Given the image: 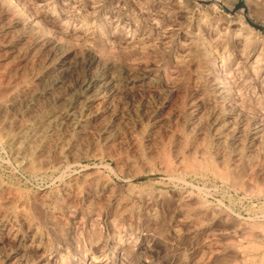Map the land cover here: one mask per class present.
Returning a JSON list of instances; mask_svg holds the SVG:
<instances>
[{"label":"rangeland","instance_id":"rangeland-1","mask_svg":"<svg viewBox=\"0 0 264 264\" xmlns=\"http://www.w3.org/2000/svg\"><path fill=\"white\" fill-rule=\"evenodd\" d=\"M0 91V264H264V0H0Z\"/></svg>","mask_w":264,"mask_h":264},{"label":"bare ground","instance_id":"bare-ground-1","mask_svg":"<svg viewBox=\"0 0 264 264\" xmlns=\"http://www.w3.org/2000/svg\"><path fill=\"white\" fill-rule=\"evenodd\" d=\"M6 91V90H5ZM8 91V90H7ZM1 92V91H0ZM3 93V92H2ZM1 93V94H2ZM1 96V95H0ZM45 98V97H44ZM1 103V102H0ZM11 104V103H10ZM6 105H7V103H6ZM9 105V104H8ZM16 105V104H15ZM5 107V106H4ZM9 108V107H8ZM3 109V108H2ZM38 109V108H37ZM10 111V110H9ZM6 112V111H5ZM3 113V112H2ZM15 113V112H14ZM19 116V115H18ZM8 118V117H7ZM6 118V119H7ZM12 118V117H11ZM10 119V118H9ZM13 119V118H12ZM8 120V119H7ZM4 123V122H3ZM9 124V123H8ZM13 124V123H12ZM10 125V124H9ZM223 126V125H222ZM5 127V126H4ZM3 127V128H4ZM13 127V126H12ZM221 127V126H220ZM5 129V128H4ZM8 130H9V128H8ZM1 132V131H0ZM9 132V131H8ZM4 135V134H3ZM13 135V134H12ZM189 135V134H188ZM18 137V136H17ZM190 140V139H189ZM208 142V141H207ZM238 144V143H237ZM199 145V144H198ZM207 146V145H206ZM164 151V150H163ZM204 151V150H203ZM162 152V151H161ZM167 152V151H166ZM197 152V151H196ZM170 153V152H169ZM200 153H202V152H200ZM224 153V152H223ZM204 154V153H203ZM162 155V154H161ZM190 155V154H189ZM213 155V154H212ZM163 156V155H162ZM170 156V155H169ZM168 156V157H169ZM198 156V155H197ZM202 156V155H201ZM206 156V155H205ZM239 156V155H238ZM175 157V156H174ZM192 157V156H191ZM218 157V156H217ZM220 157V156H219ZM214 158V157H213ZM252 158V157H251ZM181 159V158H180ZM185 159V158H184ZM200 159V158H199ZM216 159V158H215ZM225 159V158H224ZM159 160V159H158ZM169 160V159H168ZM172 160V159H171ZM174 160V159H173ZM211 160V159H210ZM229 160V159H228ZM170 161V160H169ZM187 161V160H186ZM212 161V160H211ZM238 161V160H237ZM162 162V161H161ZM164 162V161H163ZM171 162V161H170ZM177 162V161H176ZM178 162H179V160H178ZM183 162V161H182ZM188 162V161H187ZM205 162V161H204ZM215 162V161H214ZM226 162V161H225ZM232 162V161H231ZM207 163H208V161H207ZM184 164V163H183ZM187 164V163H186ZM213 164V163H212ZM224 164H226V163H224ZM162 165V164H161ZM190 165V164H189ZM199 165V164H198ZM221 165V164H220ZM204 166V165H203ZM212 166V165H211ZM161 167V166H160ZM176 167V166H175ZM189 167V166H188ZM236 167H237V165H236ZM174 168V167H173ZM201 168V167H200ZM212 168V167H211ZM227 168V167H226ZM234 168V167H233ZM181 169V168H180ZM213 169V168H212ZM217 169H219L218 167H217ZM194 170V169H193ZM204 170V169H203ZM221 170V169H220ZM217 171V170H216ZM176 172V171H175ZM220 172V171H219ZM225 172V171H224ZM226 173H228V171H226ZM235 174V173H234ZM237 174V173H236ZM235 174V175H236ZM219 175H222V176H224L225 174L224 173H221V174H219ZM221 177V176H220ZM229 178V177H228ZM233 178V177H232ZM235 178V177H234ZM220 179V178H219ZM222 179H224L223 177H222ZM237 179V178H236ZM235 179V180H236ZM233 180V179H232ZM234 181V180H233ZM243 225V224H242ZM245 225V224H244ZM249 228V227H248ZM264 232V231H263ZM246 233V232H245ZM261 233V232H260ZM249 235V234H248ZM258 246H260V245H258ZM254 247V246H253ZM261 247H263V246H261ZM255 249V248H254ZM262 249V248H261ZM256 250H258V248L256 249ZM260 250V249H259ZM255 251V250H254ZM264 253V252H263ZM255 257V256H254ZM246 260V259H245ZM247 261V260H246ZM248 264V263H247ZM260 264V263H259Z\"/></svg>","mask_w":264,"mask_h":264}]
</instances>
